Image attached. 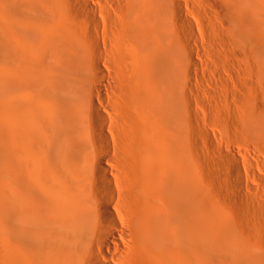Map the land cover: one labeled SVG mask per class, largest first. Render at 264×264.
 Listing matches in <instances>:
<instances>
[{"label":"bare ground","instance_id":"1","mask_svg":"<svg viewBox=\"0 0 264 264\" xmlns=\"http://www.w3.org/2000/svg\"><path fill=\"white\" fill-rule=\"evenodd\" d=\"M176 7L0 0V264H214L217 253L221 264H264V228L249 241L239 217L255 220L240 196L237 220L226 200L220 250L208 243ZM222 13L253 31L246 14ZM259 106L249 123L264 140Z\"/></svg>","mask_w":264,"mask_h":264},{"label":"rangeland","instance_id":"2","mask_svg":"<svg viewBox=\"0 0 264 264\" xmlns=\"http://www.w3.org/2000/svg\"><path fill=\"white\" fill-rule=\"evenodd\" d=\"M174 2L181 116L190 142L194 186L209 213L212 234L217 235L208 243L220 250L226 200L233 203L235 217L241 199L255 220L239 217L246 222V236L258 240L264 228V140L249 122L254 105L264 109V0ZM222 9L246 14L253 31L236 28ZM217 254L214 264H221Z\"/></svg>","mask_w":264,"mask_h":264}]
</instances>
